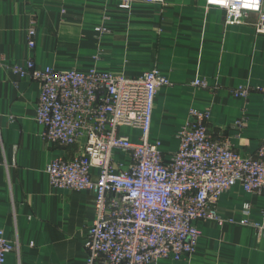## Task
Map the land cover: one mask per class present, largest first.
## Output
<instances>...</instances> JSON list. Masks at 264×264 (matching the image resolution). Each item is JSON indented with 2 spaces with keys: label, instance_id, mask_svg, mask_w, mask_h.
<instances>
[{
  "label": "crops",
  "instance_id": "obj_1",
  "mask_svg": "<svg viewBox=\"0 0 264 264\" xmlns=\"http://www.w3.org/2000/svg\"><path fill=\"white\" fill-rule=\"evenodd\" d=\"M257 21L258 15L249 14L230 25L224 10L207 6V0H0V63L25 67L33 60L40 69L95 68L129 77L158 70L172 85L157 93L149 140L161 143L166 158L178 150V133L192 108L211 111L213 138L252 156L264 143L263 95L237 99L231 92L264 88V35L257 34ZM33 23L34 49L28 38ZM196 80L209 87L193 86ZM39 96L38 82L0 67V228L18 243L6 264H86L94 196L50 185L47 167L78 149L44 139L35 120ZM118 157L130 164L127 155ZM246 203L252 205L249 220L260 222L264 196L237 184L218 202L233 223L200 222L193 255L151 264H264V238L241 223Z\"/></svg>",
  "mask_w": 264,
  "mask_h": 264
},
{
  "label": "built area",
  "instance_id": "obj_2",
  "mask_svg": "<svg viewBox=\"0 0 264 264\" xmlns=\"http://www.w3.org/2000/svg\"><path fill=\"white\" fill-rule=\"evenodd\" d=\"M207 6L224 10L230 25L258 15L256 32L264 35V0H207ZM36 34L33 23L28 32L32 49ZM0 67L40 84L35 120L44 128V139L78 149L72 158L53 160L47 174L53 188L94 196L96 216L84 242L86 264L181 261L196 252L200 222L233 223L218 209L224 193L240 184L245 192L264 196V143L254 155L243 156L229 141L216 140L207 126L209 109L190 110L171 158L164 156L160 142H150L157 93L172 85L158 70L129 77L95 68L40 69L33 60L25 67ZM192 85L209 87L204 80ZM252 92L264 100L260 86H240L231 93L247 99ZM127 129L138 131L136 138ZM117 153L126 154L130 164L118 160ZM251 212L252 205L244 204L241 223L264 238V214L260 222H251ZM17 247L0 228V264Z\"/></svg>",
  "mask_w": 264,
  "mask_h": 264
},
{
  "label": "rangeland",
  "instance_id": "obj_3",
  "mask_svg": "<svg viewBox=\"0 0 264 264\" xmlns=\"http://www.w3.org/2000/svg\"><path fill=\"white\" fill-rule=\"evenodd\" d=\"M124 130H125V129H124ZM124 155H126V154H124ZM117 159H118V160H120V158H119V157H118Z\"/></svg>",
  "mask_w": 264,
  "mask_h": 264
}]
</instances>
